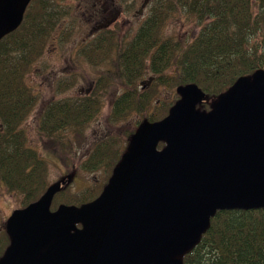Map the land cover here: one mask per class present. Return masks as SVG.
I'll return each mask as SVG.
<instances>
[{
	"label": "trees",
	"instance_id": "obj_1",
	"mask_svg": "<svg viewBox=\"0 0 264 264\" xmlns=\"http://www.w3.org/2000/svg\"><path fill=\"white\" fill-rule=\"evenodd\" d=\"M29 4L20 27L0 41V182L23 194L25 207L50 185L48 160L32 147L24 127L39 101L27 76L65 17L74 13L72 5L63 0ZM96 4L101 14L103 8ZM98 12L91 20L97 22ZM174 14L191 16L200 30L185 39L174 37L180 34H164ZM134 31L121 37L118 29L107 26L82 46L93 65L107 61L110 65L84 94L54 98L45 105L37 131L56 144L53 156L61 160L74 149V143L84 144L85 130L99 116L105 96L114 87L124 89L113 98L111 120L117 123L129 113H140L157 121L165 118L177 100L172 87L197 83L207 94L201 107L209 109L210 101L240 76L264 68V0H153L147 18ZM149 72L155 75L150 85L143 82ZM73 85L67 81L60 86L64 92ZM162 88L168 89L163 97ZM121 142L117 136H108L97 143L82 168H105L110 171L109 179L126 149ZM104 185L95 183L76 193L66 188L56 194L52 209L61 203L77 206L92 201ZM211 220V228L185 256L184 264H264V208L220 210ZM9 243L4 230L0 257Z\"/></svg>",
	"mask_w": 264,
	"mask_h": 264
},
{
	"label": "water",
	"instance_id": "obj_2",
	"mask_svg": "<svg viewBox=\"0 0 264 264\" xmlns=\"http://www.w3.org/2000/svg\"><path fill=\"white\" fill-rule=\"evenodd\" d=\"M32 1L0 0V41ZM176 92L165 118L142 121L95 199L52 209L63 179L15 209L0 264H184L220 210L264 208V68L209 109L197 83Z\"/></svg>",
	"mask_w": 264,
	"mask_h": 264
},
{
	"label": "rangeland",
	"instance_id": "obj_3",
	"mask_svg": "<svg viewBox=\"0 0 264 264\" xmlns=\"http://www.w3.org/2000/svg\"><path fill=\"white\" fill-rule=\"evenodd\" d=\"M63 2L72 5L74 13L65 17L62 26L47 43L45 53L28 73L27 82L39 95V101L24 127H27L29 131L32 147H36L41 155L48 160L47 177L49 183L52 184L64 179L67 181L65 189L67 188L70 193H76L95 183L104 185L107 182L109 170L101 168L92 171L82 168V161L90 155L94 145L102 143L108 136H117L122 140V147H127L131 136L142 121L147 119L146 116L140 113H129L124 120L120 119L117 123L111 120L113 98L124 89L114 87L105 96L99 116L85 130L84 144L80 146L74 143V149L69 150V152L67 150L68 153L62 155L65 161L63 157L60 160L53 156L52 151L56 144L52 140L47 141V138L38 133V119L45 105L52 99L80 95L87 92L89 88L92 89L100 72L110 65L108 61L100 65H93L83 53L82 46L97 37L100 30L107 26L118 29L121 37L129 31L135 32L134 30L150 13L153 0H81L80 2L63 0ZM89 3L90 5H87ZM96 3H100L103 8L101 14L98 12L100 7L95 6ZM76 5L78 6L75 8ZM92 8L94 11L91 10ZM97 12L99 15L96 22L91 19L97 17ZM171 17L166 23L164 34H180L183 36L174 37L185 39L200 30V24L191 16L174 14ZM170 73L173 71L170 70ZM151 77L154 78L155 75L152 76L149 72L143 82L150 85L152 83ZM67 81L70 83L73 81L74 85L63 92L60 85ZM177 87H172L174 99L179 97L176 92ZM162 89L161 97L168 92L167 88ZM68 134L72 136L71 131H68ZM22 207H25L24 195L11 191L4 182H0V233L5 230L6 219L11 213Z\"/></svg>",
	"mask_w": 264,
	"mask_h": 264
}]
</instances>
